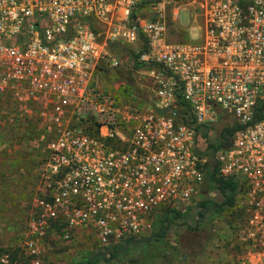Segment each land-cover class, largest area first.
Returning <instances> with one entry per match:
<instances>
[{
    "label": "built area",
    "instance_id": "2783aa9c",
    "mask_svg": "<svg viewBox=\"0 0 264 264\" xmlns=\"http://www.w3.org/2000/svg\"><path fill=\"white\" fill-rule=\"evenodd\" d=\"M180 11L199 34L170 42ZM112 41L141 45L143 99L98 82L122 64ZM0 103L39 134L33 234L91 232L107 253L188 210L215 173L236 183L241 240L264 260V0H0Z\"/></svg>",
    "mask_w": 264,
    "mask_h": 264
},
{
    "label": "rangeland",
    "instance_id": "374dc122",
    "mask_svg": "<svg viewBox=\"0 0 264 264\" xmlns=\"http://www.w3.org/2000/svg\"><path fill=\"white\" fill-rule=\"evenodd\" d=\"M196 13H192L190 17L188 11L179 12V23L186 29L190 40L199 34L194 17ZM177 29L176 25L172 23L169 25L167 38L170 42L181 41L182 34ZM124 45L132 53H136L141 47L139 44ZM110 55V61L118 60L122 64L113 67L103 62L98 82L110 89L122 82L129 83L136 97L143 99L147 94L143 85L149 86V81L142 79L131 69L130 62L133 58L118 48L110 52ZM12 117L9 109L0 103V264H6L8 261L10 264H33L34 259H38L39 264H74L97 255L101 252L100 247L91 232L82 233L70 243L57 241L54 233L58 230L54 227L44 229L42 234L32 233L29 221L34 213L32 206L34 196L30 176L32 167L35 166L29 159L34 153H31L32 148L29 144L27 146L25 143L26 136L31 131L21 123H15ZM204 200L217 205L223 201L222 196L207 179L201 196L185 212L189 217V226L170 230L166 235L167 241L174 244L179 238L196 242L201 236L207 237L208 241L196 258V264H264V260L247 256L241 240L239 193L234 207L218 213L208 212L206 219L211 230L204 228L194 231L192 229L198 219L195 205ZM150 232L151 230L143 237H148ZM30 241L33 242L35 254L31 253ZM193 248L197 250L196 246ZM179 249L182 253L186 252L181 245ZM151 251L152 249H146L142 242H136L133 247L125 249V252L120 251L114 258L106 256L97 264H140ZM4 256H7L6 262L1 261Z\"/></svg>",
    "mask_w": 264,
    "mask_h": 264
},
{
    "label": "trees",
    "instance_id": "16d2710c",
    "mask_svg": "<svg viewBox=\"0 0 264 264\" xmlns=\"http://www.w3.org/2000/svg\"><path fill=\"white\" fill-rule=\"evenodd\" d=\"M107 45L110 52L118 48L122 52L129 53V55L133 59L137 58V54L129 51L122 42L112 41L108 42ZM129 86L130 85L128 83L125 85V88L128 92L130 91ZM261 110L264 111V104L258 108V119L263 116V112L261 113ZM12 120L15 121V123H21L28 131H31V133L28 134L29 136H26L27 140H25V143L27 144V146L29 144V147L32 148L31 153H34L33 157H30L29 161H32L34 166H37L40 152L38 148H35L31 145L32 139L36 138L39 135L35 129L34 124L32 125V123L30 122L24 123L22 121H19L15 118V116L12 117ZM226 132L229 136H231L233 133V129L231 131L227 130ZM203 137H206V132L203 133ZM210 147L214 148L213 144H210ZM32 168L33 169L30 176V181L33 190L32 192L34 194V186L32 184L34 167ZM208 181L212 184V187L222 196L223 201L218 205L206 200L200 201L196 204V214L198 215V219L194 223V227L192 229L194 231H198L199 229L204 228L211 230V228L208 227L209 223L206 219V210L208 212L213 211L218 213L225 209L234 207L236 203L238 189L236 188V183L234 181L216 177L215 173H212L208 176ZM186 211L188 210L182 211L175 208H166L160 210L151 219V232L148 237H140L139 239L130 241L125 245L115 247L107 253L99 252L97 253V255L89 257L85 261H79L74 264H97L100 260H102V258L106 256L114 258L120 251L125 252V249H127L128 247H133L136 242H142V245L146 249H152V251L144 257L143 261L140 264H196V258L202 252L203 245L208 241L207 237L201 236L196 242L180 240L179 238H177L174 244L168 242L166 238V235L170 230H174L177 227L189 226V217L187 213H185ZM238 214H242V210L240 208H238ZM179 245L183 246L186 252L182 253L179 249ZM193 246H196L197 250L194 249ZM6 264H10L9 261Z\"/></svg>",
    "mask_w": 264,
    "mask_h": 264
},
{
    "label": "crops",
    "instance_id": "0c3cea01",
    "mask_svg": "<svg viewBox=\"0 0 264 264\" xmlns=\"http://www.w3.org/2000/svg\"><path fill=\"white\" fill-rule=\"evenodd\" d=\"M174 25H176V28H178L177 30H180V32H181V41L180 42H182V41H186L187 40V37H188V35H187V33L185 32L186 31V29L183 27V26H181L180 25V23L179 24H174ZM186 33V34H185ZM179 42V41H178ZM138 45V44H137ZM140 45V44H139Z\"/></svg>",
    "mask_w": 264,
    "mask_h": 264
},
{
    "label": "flooded vegetation",
    "instance_id": "af4514ba",
    "mask_svg": "<svg viewBox=\"0 0 264 264\" xmlns=\"http://www.w3.org/2000/svg\"><path fill=\"white\" fill-rule=\"evenodd\" d=\"M205 214H206V215L208 214V211H207V210L205 211ZM197 216H198V215H197Z\"/></svg>",
    "mask_w": 264,
    "mask_h": 264
}]
</instances>
